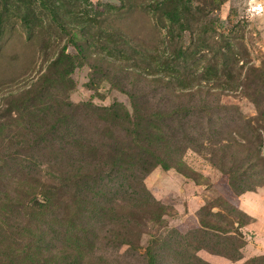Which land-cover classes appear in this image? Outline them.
Returning <instances> with one entry per match:
<instances>
[{
	"label": "rangeland",
	"instance_id": "obj_1",
	"mask_svg": "<svg viewBox=\"0 0 264 264\" xmlns=\"http://www.w3.org/2000/svg\"><path fill=\"white\" fill-rule=\"evenodd\" d=\"M69 1L78 17L93 13L97 29H119L137 45L167 51L162 23L168 20L144 12L142 0ZM188 6L202 10L188 14ZM177 10L183 28L175 41L183 51L204 31L210 44L225 40L234 52L244 48L253 66L264 67V0H184ZM3 12L0 89L14 91L17 106L37 100L51 112L36 113L48 117L36 135L32 114L21 107L0 128V264H143L149 249L160 264H264V103L258 110L242 88L210 89L215 96L203 94L205 103H193L190 115L169 116L175 96L150 85L161 74L125 82L93 52L84 60L69 43L82 41L79 30L63 31L38 1L0 0ZM26 13L30 25L22 23ZM63 47L75 68L60 81L63 70L51 63ZM204 64L197 54L189 66L199 74ZM114 78L123 92L113 87ZM25 91L33 93L24 99ZM125 91L139 93L137 104L153 128L132 136L131 123L102 114L114 108L118 117H131ZM258 93L263 100L264 80ZM52 114L68 118L51 129ZM160 123L171 127V138ZM246 123L260 131L254 151L262 162L253 155L245 161L248 153L238 146L254 139ZM65 131L71 134L59 141ZM251 162L257 168L243 177ZM231 177L244 178L243 192Z\"/></svg>",
	"mask_w": 264,
	"mask_h": 264
},
{
	"label": "trees",
	"instance_id": "obj_2",
	"mask_svg": "<svg viewBox=\"0 0 264 264\" xmlns=\"http://www.w3.org/2000/svg\"><path fill=\"white\" fill-rule=\"evenodd\" d=\"M27 1L28 5H33L35 2L38 1L40 3L42 11H44V14H48V16L51 17V20L56 24V26L60 27L63 31H66V28L69 26L79 30V34L81 36L82 41L77 42L75 41V38H71L69 43L72 44L79 56H81L84 60L90 58L89 54L93 52V54H95V56H97L100 61L108 63L107 69L116 73L117 77L118 75L121 76L122 80H124L125 82L130 79H134L139 83L141 79H145L144 77H142V74L145 73L146 75H149L150 71L154 72L155 74H161L160 77L150 80V85L155 83L156 88L159 89L161 93L170 90L171 94L175 96V100H177V103H174L170 112L166 113L169 116L177 113L178 110H181L182 114L185 116L190 115L191 110L196 108L195 104L193 103L202 104L203 101H201V96L203 94H205V97H209L211 95L215 96V93H211L210 89H219L223 91L227 89L236 90L238 88H242L243 95L250 98L251 101L255 104V106H257L258 110L261 104L264 103V98L262 100L258 93L259 87L264 80V67L256 68L255 66H253V64L248 61V58L246 57L247 52L244 48H240L239 52H234L231 50L230 43L226 42L225 40L215 42L214 44L216 45H212L207 42V39L205 38L206 32L204 31H202L203 39L199 42L193 41L192 44L185 51H183V49L178 46V42L175 41V38L180 37L179 35H177L178 29L181 30L183 28V19L180 16L183 13H179L177 7L184 0L141 1L140 6L144 9V12L151 11L158 17L164 14L166 16V19L168 20V25L162 23V26L166 28L164 42L167 45V51L163 53H161L160 51H156L155 49H153V47L135 44L134 42L130 41L127 35L119 29H112V31L102 30L101 28L97 29V19L95 18L94 14H90V11H87L88 13H81L80 17H78L77 14L73 12V9H71L72 7L69 0ZM76 1L79 2L83 0H74L73 5H76ZM119 1L127 3L131 0ZM85 2L86 0L83 1V3ZM169 5L171 6V8L168 7ZM201 10V8H194L188 6L186 13H199L201 12ZM5 14L6 12L0 14V34L3 30L2 22ZM22 18L23 25H30L31 21L29 20L30 17L28 13L24 14ZM240 46L242 45L240 44ZM65 50L66 47H63L61 53L62 55H60L57 59L54 60L53 63H51V67L53 69L58 66H61L63 71L58 74V78L60 81H64L65 77L70 76L74 72L75 68V63L72 61V58L64 54ZM197 54H200V58L205 60V64L199 74L197 73V69L194 70L189 66L190 63H194L195 56ZM99 56H102L103 58H99ZM105 57L109 58L110 61L107 62ZM115 69H117L118 71ZM244 69L246 73L242 79L241 72ZM46 77L48 76H45L42 81H44ZM114 80L115 82L113 81L112 83L113 87L117 90H120V92H123V89L119 88L121 84L119 83L120 80L116 81L115 78ZM208 89L209 91H207ZM4 90L0 89V128L2 124L6 121V119H11V112L15 111L16 108H18L19 110L20 107L21 112L24 111L27 112L29 115L30 113L32 114L31 116L33 118L31 117L30 130H34V135H36L39 130L45 129L47 127H39V124H46L48 117L46 118L45 116H42L41 119H37V114L42 111L51 112L50 107H48L47 109L38 108L39 106L37 100H34V102L32 103L30 101V104L27 101L28 104L21 103V105L17 106L18 104L16 105V97L14 95V91H9L8 89H6L5 91ZM32 93L33 92L31 91H25L22 94V97L26 99ZM124 94H127L129 97H131L133 109L131 117L127 113L124 116L120 115L118 117L116 115L118 109L114 108L104 109L102 110V114L109 115V117L116 120L117 118H120V120L124 119V121H126L128 124L131 123V125H129L135 127L134 129H131L130 134L132 136H136V130L137 132H140L143 128H146L147 126L153 128V123L150 122L152 117L148 119L149 121L147 120L146 115L143 117L140 111V109L143 108L142 104H137V95L139 93L130 94V92L125 91ZM207 101L208 98L206 100V104L209 103ZM110 112L114 116H112ZM59 116L62 117L57 118V116H53V114L52 116H50L51 118L56 117L57 119L53 122L52 125L49 126L51 129L59 123H65L68 118V116ZM157 117L163 118L161 114L157 115ZM135 120L138 121L135 122ZM160 124L164 127L161 129V132L171 138V127L168 125H164L163 123ZM244 125L250 128L253 133L252 135H255L253 141L250 142L248 140L247 146L246 144L238 145L243 149H246L248 153L247 157L245 156L244 159L245 161H249L251 160V155H253L257 156V158L260 159V161L262 162L263 159L259 156V152L254 151V146L257 143L262 144L261 135H259L260 131L257 132L256 130H254L253 132V128L251 127L250 123H246ZM158 129H160V127ZM70 134V131H65L62 137L58 138L59 141H66V138H68ZM174 136L172 135V137ZM76 145L77 144H75V146ZM220 146H222L223 154L228 153L227 150L229 147H227L224 142L221 143ZM101 155L102 159L106 157L104 156V153H102ZM153 160L157 162L155 164L162 166L165 170L170 169V166L164 163L161 159L153 157ZM116 163L117 161L114 164ZM124 164L126 163L124 162ZM257 166L258 165L252 162L246 165V167L244 166L243 177L248 172H254ZM229 172L232 174L233 171L229 170ZM235 180H238L239 186H237L238 183H235ZM231 184L236 191H239V193L244 191V178L241 179L240 177L239 179H235L234 177H231ZM146 257L147 261L145 257L143 260L147 264H160L158 259L159 256H156V253H153L151 249L148 250ZM144 262L143 264H145Z\"/></svg>",
	"mask_w": 264,
	"mask_h": 264
}]
</instances>
